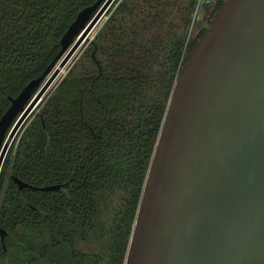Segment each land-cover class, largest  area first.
<instances>
[{"label":"trees","instance_id":"1","mask_svg":"<svg viewBox=\"0 0 264 264\" xmlns=\"http://www.w3.org/2000/svg\"><path fill=\"white\" fill-rule=\"evenodd\" d=\"M97 1L0 0V120L57 59L79 11ZM224 1L193 38L188 18L153 42L141 33L149 18L140 4L116 0L10 145L0 173V264H125L174 85Z\"/></svg>","mask_w":264,"mask_h":264},{"label":"water","instance_id":"2","mask_svg":"<svg viewBox=\"0 0 264 264\" xmlns=\"http://www.w3.org/2000/svg\"><path fill=\"white\" fill-rule=\"evenodd\" d=\"M113 2L80 10L57 59L12 100L0 120V173L8 140ZM125 264H264V0H225L190 53L170 96Z\"/></svg>","mask_w":264,"mask_h":264},{"label":"rangeland","instance_id":"3","mask_svg":"<svg viewBox=\"0 0 264 264\" xmlns=\"http://www.w3.org/2000/svg\"><path fill=\"white\" fill-rule=\"evenodd\" d=\"M140 6L141 11H145L148 14L149 21L141 30L142 34H145L149 37L153 42H156V39L162 32H168L171 30H178L183 28L186 25V20L188 18L192 19L191 24V38L196 36L199 25L203 23V21L208 16L209 10L212 8L213 4L216 0H197V5L192 11L191 9V1L192 0H136ZM116 0L112 3L110 8L107 10L103 18L99 21V23L93 28L89 37L84 41L72 59L68 62V64L63 67L59 66L60 74L55 79L49 90L46 92L41 101L37 104L35 109L29 114L26 120L23 122L15 136L10 138L8 143L11 145L17 136L24 130L25 125L29 121V119L35 115L44 105L46 100L55 90V88L60 84L62 79L67 75L70 69L78 62L81 58L89 44L95 38L97 33L104 27L108 18L111 15V8L115 5ZM154 66V63L151 62L149 65L144 66V70H149ZM64 68V69H62ZM63 70V71H62ZM20 112V111H18ZM15 117V116H14ZM13 117V118H14Z\"/></svg>","mask_w":264,"mask_h":264},{"label":"bare ground","instance_id":"4","mask_svg":"<svg viewBox=\"0 0 264 264\" xmlns=\"http://www.w3.org/2000/svg\"><path fill=\"white\" fill-rule=\"evenodd\" d=\"M62 69H64V68H62ZM63 71V70H62Z\"/></svg>","mask_w":264,"mask_h":264}]
</instances>
